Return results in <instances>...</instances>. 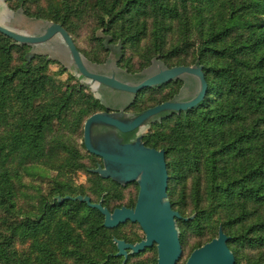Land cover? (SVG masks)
Returning a JSON list of instances; mask_svg holds the SVG:
<instances>
[{"label": "trees", "instance_id": "trees-1", "mask_svg": "<svg viewBox=\"0 0 264 264\" xmlns=\"http://www.w3.org/2000/svg\"><path fill=\"white\" fill-rule=\"evenodd\" d=\"M4 2L9 11L60 25L75 46L91 19L94 35L101 30L109 45H120L119 63L129 73L142 71L154 58L167 68H201L205 98L192 109L151 122L141 143L165 152L167 200L181 217L176 220L181 249L188 234L209 236L199 249L221 229L234 264H264V0ZM94 41L105 50L102 40ZM29 49L0 34V264H122L114 241L134 245L144 239L122 234L132 223L106 229L98 210L65 200L88 197L109 212L135 206V199L118 203L123 190L135 183L102 178L95 173L99 158L86 152L83 143L82 155L71 140L77 132L83 136L87 118L113 110L73 75L59 82L65 69L49 75L48 67L56 62L47 56L34 55L28 62ZM127 51L138 55V68L130 66ZM181 86L176 80L144 89L124 112L136 116L173 101ZM100 126L110 128L92 126L94 146L93 128ZM54 163L52 170L86 174L89 188L56 182L48 196L27 201L37 202L35 211L19 209L22 174L34 164L52 168ZM149 250L156 248L129 255L125 264Z\"/></svg>", "mask_w": 264, "mask_h": 264}, {"label": "water", "instance_id": "water-1", "mask_svg": "<svg viewBox=\"0 0 264 264\" xmlns=\"http://www.w3.org/2000/svg\"><path fill=\"white\" fill-rule=\"evenodd\" d=\"M2 1V0H0ZM0 34L11 39L19 45L35 46L46 43L54 37H60L73 67L84 79L99 86L109 88L135 97L144 89L156 88L183 77L194 78L198 83V91L192 99L186 102L170 101L149 108L136 116H129L124 112L96 113L84 123L83 145L86 152L99 158L103 168L98 167L95 173L102 178L111 179L120 185L136 183L139 190L136 204L133 208L121 207L109 212L101 204H92L88 197H66L65 200L78 201L87 204L91 209H96L104 217V227L114 229L126 222L137 224L144 234V239L137 244H126L124 241L115 240L117 257L124 259L125 264L129 255H137L145 249L156 247V264H177L182 249L176 220L181 217L172 210L167 200L168 174L165 162V152L148 149L138 137L133 144H120L116 137L99 141L94 146L91 140V128L94 125L110 127L115 133L128 134L140 129L146 124L162 117V114H173L186 111L197 106L206 96L207 83L200 67H173L162 69L151 77L138 84L122 82L113 76L93 73L86 66L78 52L71 36L57 24H47L44 31L38 36H25L0 26ZM118 50L120 45H110ZM28 62L31 56L27 55ZM159 117V118H158ZM59 202L62 200L57 198ZM229 238L218 231L217 238L194 250L186 264H234L233 254L227 247Z\"/></svg>", "mask_w": 264, "mask_h": 264}, {"label": "rangeland", "instance_id": "rangeland-1", "mask_svg": "<svg viewBox=\"0 0 264 264\" xmlns=\"http://www.w3.org/2000/svg\"><path fill=\"white\" fill-rule=\"evenodd\" d=\"M5 7L6 5L4 0L0 1L1 27L7 28L21 35L34 37L40 35L47 26V24L41 21L27 18L20 11L12 12L9 11L7 7ZM93 26L94 23L90 19V21L82 26L79 35L74 39L76 46L81 52V57L83 58L86 66L91 72L105 76H113L122 82L138 84L162 69H170L167 68L161 60L154 58L151 60V64L147 68H144L142 71H135L133 73L127 72V70L124 68L125 63H119L120 59L116 53V49L110 47L108 42V40L110 39L105 36L101 30L97 31L94 35V33L92 32ZM94 38L102 40V44H105L104 51L100 48V42L94 41ZM28 55L31 56L30 59H32L34 55H45L49 59L55 61L56 64H52L48 67L47 72L49 75L57 74V72L61 68L65 69L66 72L62 73L59 78H56L59 82H66L69 75H73L81 85L88 89V92H92L94 97L100 99V101H102L107 107L112 109V112H119L114 111L116 109L120 110V112H124V108L128 103H130L132 99V97L128 94L112 92L111 90H108L105 87L101 86L97 87L96 84L82 78L73 67L70 55L68 54V51L64 46L61 38L58 36L54 37L46 43L30 46ZM126 58L131 59L130 66L138 68V55L132 54L131 51H127ZM194 66H197V64H193L191 67ZM180 81L182 82L181 89L179 93L173 98V101H189L198 91V83L194 78L191 77H183L180 79ZM124 113L127 114L126 112ZM169 115L170 114L165 113L161 116L165 117ZM159 119L157 121H160ZM150 126V124H146L140 129L136 130L134 134L124 135V139L134 140L138 137H143L150 131ZM71 140L73 141L74 145L78 147L81 154L85 155L84 150L81 148L83 143L82 133L77 132L75 134H72ZM87 161L88 160L85 157L83 162L87 163ZM97 163H100V160H98ZM89 164L90 163H87V165ZM54 166L55 163L52 164V168L50 166L46 167L43 165L34 164L29 168L28 174H22L23 177L21 180V187L19 189V194L17 197V206L19 209L24 208L27 210L35 211L37 202L35 201L32 203V201H34L35 198H38L40 195L48 196V193L51 191L56 182L62 183L67 181L75 187H85L86 189L89 188V177L83 172L71 171L69 174H66L58 170H52ZM138 190L139 188L136 183L126 187L122 192L124 198L118 203L128 204L130 200H136ZM24 194H26L27 197H24ZM28 200L32 201L28 203ZM121 232L130 240H133L135 236L144 237L143 232L137 224L127 225L126 227L122 228ZM208 238L209 236L199 238L194 234H188L187 237L184 238L182 254L177 264H186V261L189 258L190 254L199 245L206 242ZM156 253L157 250L155 252L149 250L139 258L131 259L128 264H133L136 260L152 261L155 259L157 261Z\"/></svg>", "mask_w": 264, "mask_h": 264}, {"label": "flooded vegetation", "instance_id": "flooded-vegetation-1", "mask_svg": "<svg viewBox=\"0 0 264 264\" xmlns=\"http://www.w3.org/2000/svg\"><path fill=\"white\" fill-rule=\"evenodd\" d=\"M93 141L95 140V143H98L99 141H104V139H106L107 137H111L113 135H116L117 137L121 138V142H119L120 144L124 145V144H133L136 139L132 140V139H124V135H127V134H119V133H114L113 130L111 128H106V127H95L93 128ZM128 134H131V133H128ZM107 136V137H106ZM109 137V138H110ZM99 160V159H98ZM103 166V163L102 161L100 160V164H98V167L99 166Z\"/></svg>", "mask_w": 264, "mask_h": 264}, {"label": "crops", "instance_id": "crops-1", "mask_svg": "<svg viewBox=\"0 0 264 264\" xmlns=\"http://www.w3.org/2000/svg\"><path fill=\"white\" fill-rule=\"evenodd\" d=\"M6 8V7H5ZM6 12H7V10H6ZM0 14H1V12H0ZM131 96V95H130ZM132 97V96H131ZM132 100V99H131ZM114 111H120V110H118V109H116V110H114Z\"/></svg>", "mask_w": 264, "mask_h": 264}]
</instances>
